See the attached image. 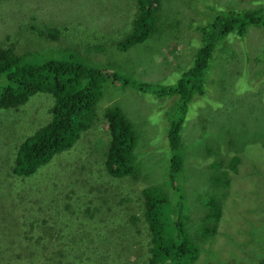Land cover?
I'll use <instances>...</instances> for the list:
<instances>
[{
	"label": "rangeland",
	"instance_id": "374dc122",
	"mask_svg": "<svg viewBox=\"0 0 264 264\" xmlns=\"http://www.w3.org/2000/svg\"><path fill=\"white\" fill-rule=\"evenodd\" d=\"M260 3L264 5V0H232L231 6L243 9ZM138 8L137 0H1V45L15 43L17 52H21L16 38L27 32L28 46L34 50L61 57L66 47L85 63L111 69L92 127L72 148L55 155L34 176L11 174V163L24 134H32L51 119L53 97L39 92L19 111L0 109V264H148L151 245L143 216L142 190L168 181L164 160L155 164L151 158L141 160L137 177H114L105 170L95 172L92 167L91 171L82 167L89 155L105 160L110 141L105 119L109 107L120 108L140 138L149 137L138 143L166 144L164 133L175 122L170 103L175 97L164 99L152 91L142 92L122 78L174 82L184 75L192 47L184 29L168 26L169 37L163 38V42L169 39L167 43L159 37L154 41L152 36L127 49L118 48L125 35L134 30ZM31 24L55 28L59 36L39 37L28 30ZM263 38V29L251 27L245 43L234 44L239 52H244V44L260 43ZM259 52L264 54V48ZM232 60L235 64L229 75L239 77L242 85L249 80L258 87L264 81L263 73L253 68L251 57ZM222 71L215 72L218 81ZM218 81H210L211 91L216 88L217 93L212 100H205L195 109L193 104L190 106L182 130L183 138L195 146L185 145L183 172L189 178L184 181L186 202L194 207V228L196 233L200 230L198 236L202 237H194L201 251L190 264H254L264 242L245 236L240 226L255 227L264 233V103L260 106L250 94L240 104L231 79L222 88L217 86ZM207 143L212 146L211 152L205 148ZM236 157L240 158L237 163ZM233 160L235 163L230 166ZM216 172L235 179L230 185L213 189ZM166 188L174 202L178 190L169 184ZM203 193L223 201L220 205L224 212L200 228L202 213L197 206L202 205L199 197ZM249 219L262 223L253 226ZM214 224L217 232L210 241L207 230H212ZM229 234L243 247L234 244ZM212 246L218 252L211 259L208 252Z\"/></svg>",
	"mask_w": 264,
	"mask_h": 264
},
{
	"label": "trees",
	"instance_id": "16d2710c",
	"mask_svg": "<svg viewBox=\"0 0 264 264\" xmlns=\"http://www.w3.org/2000/svg\"><path fill=\"white\" fill-rule=\"evenodd\" d=\"M231 3L232 0H179L177 2L137 0L139 13L135 21L136 26L133 32L125 35L118 46L124 50L138 42H146L152 36L154 38L151 39L154 41H157L159 37L163 42V38L169 37L168 26L172 29L178 27L184 29L188 41L192 43L189 65H184L187 67L183 71L184 75L174 82L171 79L167 82L154 83L143 80L139 82L135 79L124 80L121 77L126 84L138 87L142 92L152 91L164 99H169L168 96L175 97L170 103L176 118L164 133L166 144L138 143L143 137L140 138L134 130L132 122L120 108L109 107L106 110L105 119L108 123L110 141L106 145L105 160L89 155L82 165L89 171H91L89 167H92L95 172L105 170L114 177L124 175L137 177L141 171V160L151 158L152 164H155L157 160H164L168 181L146 186L142 190L143 216L148 225L151 245L148 250L150 253L148 264H190L199 257L201 251L194 238L199 237L198 233H200V230L196 233L194 228L196 226L194 223L197 222L196 216L193 217L191 214L194 207L190 208L189 203L186 202L187 186L184 181L188 176L183 172L184 150L186 146L195 147L190 140L182 136L190 106L193 104L195 109L205 100L208 102L216 96V88L214 92L211 91L213 88L210 89V81H218L215 72L222 69L217 86L222 88L226 80L230 78L238 103L242 104L243 97H248L250 94L254 95L260 106L264 103V81L259 83L258 87L251 85L249 80L246 82L247 85H242L239 77L232 78L229 75L235 64L232 59L242 56V59L248 57L254 59L255 67L253 68L261 71L264 78V54L259 52L264 48V38L260 43L248 46L244 44V52H239L234 44L237 41L245 43V37L251 27L264 30V8L261 10L235 9ZM174 14L179 17L176 18ZM193 26H196L195 31L191 33L188 30ZM28 30L31 33L36 32L39 37L45 35L58 38L59 36L55 28L45 26L38 27L31 24ZM16 39L21 45V52H17L15 43L12 46L0 44V109L19 111L23 104L39 92L50 94L54 100L49 108L51 119L32 134H24L22 140L17 143L10 173L29 177L36 175L55 155L72 148L84 136V132L92 127L95 108L102 96L104 84L110 78L111 68L85 63L77 59L66 47L61 57L49 56L42 50H34L28 46L30 41L27 32ZM168 40L164 42L167 43ZM260 46H262L261 49ZM245 62L248 63L246 60ZM229 66L230 69L227 70ZM245 77L247 79V75ZM143 140L148 141L149 137ZM205 148L209 152L213 150L208 145ZM165 157L167 160L164 159ZM238 160L239 158L236 157L235 162ZM262 165L264 166V161ZM261 176H264V168H261ZM214 177H216L214 179L216 186L214 185L213 189L222 184L230 185L235 179L226 173H216ZM196 183L198 182L194 181V184ZM167 184L178 190L174 196L176 203L171 200L172 197L166 188ZM199 189L197 188V191ZM199 198L202 205L197 207L202 213L199 218L202 222L200 228H203L223 214L224 210L221 206L223 201L216 200L215 196L207 193H203ZM235 210L243 211L244 209ZM262 213L264 214L263 209ZM132 219L134 220V217ZM249 221H252L253 226L262 223L252 219ZM215 225L212 230H207L210 241L216 236ZM254 228L240 226L245 236L251 235L255 240L264 242V233ZM229 238L234 244H239L233 239L234 237L231 238V234ZM131 243L136 244L135 241ZM262 248L263 251L259 253L257 263L254 264H264V243ZM217 252V249L212 246L208 254L211 258V255Z\"/></svg>",
	"mask_w": 264,
	"mask_h": 264
},
{
	"label": "clouds",
	"instance_id": "9594fccd",
	"mask_svg": "<svg viewBox=\"0 0 264 264\" xmlns=\"http://www.w3.org/2000/svg\"><path fill=\"white\" fill-rule=\"evenodd\" d=\"M261 3H262V2H261ZM261 3H260L259 5H257V7H251V8H252V9H257V10H261V9H263V8H264V5L261 4ZM261 5H262V6H261ZM195 27H196V26L191 27V28L193 29V31H195ZM189 30H190V28H189ZM193 44H195V42H193ZM189 45H192V43L189 42ZM228 135H229V134H228ZM228 135H227V136H228ZM224 139H225V138L222 136V137H221V140H224ZM228 142L231 143L232 140H230V141H228ZM209 144H210V143H207L208 146H209ZM233 144H234V143H233ZM210 147H212V146H210ZM239 159H240V158H239ZM234 163H235V162H234V160H233L232 162L229 163V165L231 166V165H233ZM236 163H237V162H236ZM216 173H217V172H216ZM219 174H223V173H219ZM227 175H229V174H227ZM213 177H214V176H213Z\"/></svg>",
	"mask_w": 264,
	"mask_h": 264
},
{
	"label": "bare ground",
	"instance_id": "6f19581e",
	"mask_svg": "<svg viewBox=\"0 0 264 264\" xmlns=\"http://www.w3.org/2000/svg\"><path fill=\"white\" fill-rule=\"evenodd\" d=\"M154 77H155V76H153V80H156V77H155V79H154ZM149 80H150V79H149ZM141 157H142V156H141ZM112 169H113V168H112ZM130 171H131V170H130Z\"/></svg>",
	"mask_w": 264,
	"mask_h": 264
},
{
	"label": "flooded vegetation",
	"instance_id": "af4514ba",
	"mask_svg": "<svg viewBox=\"0 0 264 264\" xmlns=\"http://www.w3.org/2000/svg\"><path fill=\"white\" fill-rule=\"evenodd\" d=\"M190 30H193L192 28H190ZM193 35H194V33H193ZM196 35H198L197 33H196Z\"/></svg>",
	"mask_w": 264,
	"mask_h": 264
}]
</instances>
